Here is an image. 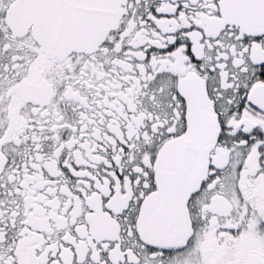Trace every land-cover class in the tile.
<instances>
[{"label": "snow or ice", "instance_id": "obj_1", "mask_svg": "<svg viewBox=\"0 0 264 264\" xmlns=\"http://www.w3.org/2000/svg\"><path fill=\"white\" fill-rule=\"evenodd\" d=\"M0 264H264V0H0Z\"/></svg>", "mask_w": 264, "mask_h": 264}]
</instances>
